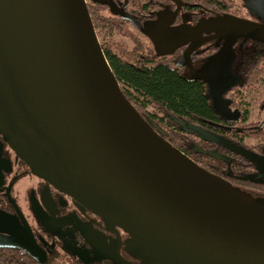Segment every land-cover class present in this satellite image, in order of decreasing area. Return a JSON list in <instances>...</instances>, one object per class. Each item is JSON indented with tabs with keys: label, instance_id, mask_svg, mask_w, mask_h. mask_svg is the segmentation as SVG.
<instances>
[{
	"label": "water",
	"instance_id": "obj_1",
	"mask_svg": "<svg viewBox=\"0 0 264 264\" xmlns=\"http://www.w3.org/2000/svg\"><path fill=\"white\" fill-rule=\"evenodd\" d=\"M242 1L264 20V0ZM215 23L264 44V25ZM0 136L34 175L129 235L136 264H264V199L200 168L143 120L84 0H0ZM119 245L117 236L118 257ZM0 249L42 256L16 237L0 236Z\"/></svg>",
	"mask_w": 264,
	"mask_h": 264
},
{
	"label": "flooded vegetation",
	"instance_id": "obj_2",
	"mask_svg": "<svg viewBox=\"0 0 264 264\" xmlns=\"http://www.w3.org/2000/svg\"><path fill=\"white\" fill-rule=\"evenodd\" d=\"M84 3L91 21L93 16L101 18L105 31L130 42L131 48L120 40L127 48L201 86L210 116L168 121L171 129L181 130L182 153L232 187L264 199V44L219 30L215 23L226 17L256 25H264V20L242 0ZM149 125L171 143V132H163L158 121ZM0 236L35 243L40 259L54 256L72 264H94L111 262L108 256L140 263L129 250V235L34 175L1 136Z\"/></svg>",
	"mask_w": 264,
	"mask_h": 264
},
{
	"label": "trees",
	"instance_id": "obj_3",
	"mask_svg": "<svg viewBox=\"0 0 264 264\" xmlns=\"http://www.w3.org/2000/svg\"><path fill=\"white\" fill-rule=\"evenodd\" d=\"M99 43L121 91L148 124L158 121L163 132H171V145L186 152L179 128L168 121L207 118L211 110L198 83L184 80L172 67L129 49L114 40L117 32L104 30L101 18L92 17ZM116 39V38H115ZM143 57V58H142ZM57 257L37 259L17 249H0V264H72ZM94 264H113L98 262Z\"/></svg>",
	"mask_w": 264,
	"mask_h": 264
},
{
	"label": "rangeland",
	"instance_id": "obj_4",
	"mask_svg": "<svg viewBox=\"0 0 264 264\" xmlns=\"http://www.w3.org/2000/svg\"><path fill=\"white\" fill-rule=\"evenodd\" d=\"M114 40L117 41V42H120V40H121V41H124L126 44H128V47L131 48V46H130V42H129L128 40H124V39H120V38H119V39H118V38H116V39L114 38ZM61 260H62V259H61ZM63 262H64V261H63Z\"/></svg>",
	"mask_w": 264,
	"mask_h": 264
}]
</instances>
